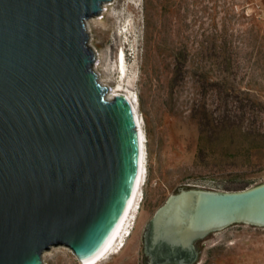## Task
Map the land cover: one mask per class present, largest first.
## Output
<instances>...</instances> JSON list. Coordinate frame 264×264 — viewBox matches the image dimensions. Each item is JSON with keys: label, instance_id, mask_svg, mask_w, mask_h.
<instances>
[{"label": "water", "instance_id": "water-1", "mask_svg": "<svg viewBox=\"0 0 264 264\" xmlns=\"http://www.w3.org/2000/svg\"><path fill=\"white\" fill-rule=\"evenodd\" d=\"M107 1L0 0V264H46L59 246L87 262L133 197L135 107L108 96L88 26ZM239 222L264 227V183L184 187L156 210L153 242L193 248Z\"/></svg>", "mask_w": 264, "mask_h": 264}, {"label": "rangeland", "instance_id": "rangeland-1", "mask_svg": "<svg viewBox=\"0 0 264 264\" xmlns=\"http://www.w3.org/2000/svg\"><path fill=\"white\" fill-rule=\"evenodd\" d=\"M107 3L88 25L101 53L97 70L111 91L121 85L136 100L147 177L130 232L99 264H144V227L171 194L264 183V0ZM205 108L217 121L228 113L233 126L202 136ZM199 246L197 264H264V227L235 223ZM44 258L85 264L66 246Z\"/></svg>", "mask_w": 264, "mask_h": 264}, {"label": "bare ground", "instance_id": "bare-ground-1", "mask_svg": "<svg viewBox=\"0 0 264 264\" xmlns=\"http://www.w3.org/2000/svg\"><path fill=\"white\" fill-rule=\"evenodd\" d=\"M108 2V1H107ZM105 3V5H103L104 9L103 11H105L106 6L109 5V3ZM174 4V3H173ZM162 5V4H161ZM176 7V6H175ZM170 9V8H169ZM204 9V8H203ZM178 10V9H177ZM180 10V9H179ZM178 10V11H179ZM191 11V10H189ZM164 12V11H163ZM180 12V11H179ZM192 12V11H191ZM165 14V13H164ZM169 14L170 16V12L167 13V15ZM188 14V13H187ZM196 14V13H195ZM178 16V15H177ZM187 16V15H186ZM166 17V16H165ZM178 18V17H177ZM188 24V23H187ZM88 25L90 26V21H88ZM180 26V25H179ZM182 26V25H181ZM185 26V25H184ZM183 26V27H184ZM178 28V27H175ZM182 28V27H181ZM167 32V31H166ZM163 33V32H162ZM148 35V34H147ZM170 35V34H169ZM173 35V34H172ZM100 58H101V53H99ZM124 59V52L122 54V60ZM96 68L98 69V64L96 66ZM102 75V74H101ZM100 75V79L103 83L108 84L104 81V79L101 77ZM120 85V84H119ZM126 92V93H125ZM128 91L124 89V87H122L121 85L116 88L115 91H110L108 94L109 97H113L116 94H125V96L127 98H129L135 107V114L137 116V120L139 123V130H140V138H141V164H140V170H139V176H138V181L136 183V188L133 194L132 199L130 200V203L128 205L127 211L125 213V215L121 218L119 225L115 231V233H113L112 237L110 238L109 242L107 243V245L105 246V248L103 250H101L94 258L88 260L87 262H84L85 264H99L102 261L106 260L107 258H109L113 253H115L116 251H119V246L121 244H118L119 242L123 241L127 236V234L130 232V226H131V218L133 216H135V213L137 211L140 199H141V192H142V186L144 184V182L146 181V177H147V143H146V135L144 133L143 130V126H142V121H141V117L139 115V109L136 105V100L129 94L127 93ZM121 240V241H119ZM119 241V242H118Z\"/></svg>", "mask_w": 264, "mask_h": 264}, {"label": "flooded vegetation", "instance_id": "flooded-vegetation-1", "mask_svg": "<svg viewBox=\"0 0 264 264\" xmlns=\"http://www.w3.org/2000/svg\"><path fill=\"white\" fill-rule=\"evenodd\" d=\"M153 217L150 218L144 227V264H197L201 253L199 242L202 238L195 241L193 248L173 247L168 243L156 245L153 242Z\"/></svg>", "mask_w": 264, "mask_h": 264}, {"label": "trees", "instance_id": "trees-1", "mask_svg": "<svg viewBox=\"0 0 264 264\" xmlns=\"http://www.w3.org/2000/svg\"><path fill=\"white\" fill-rule=\"evenodd\" d=\"M215 113L212 112L211 110L205 108L204 111L200 114L201 115V119H200V123H201V134L202 136L204 135L205 132L207 131H211L212 132H217L219 129L222 128H230L231 126H233V122L230 120L229 118V114L228 113H224L221 116L222 120L217 121L214 120L213 118H215ZM263 183V182H262ZM240 184L237 187H235L234 189H241L244 188V185ZM260 184V183H259ZM187 188H191V187H187ZM179 193V191L177 192Z\"/></svg>", "mask_w": 264, "mask_h": 264}]
</instances>
